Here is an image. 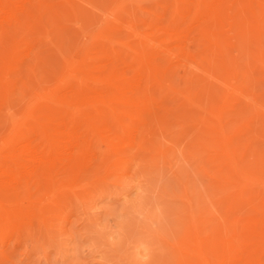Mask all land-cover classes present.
Masks as SVG:
<instances>
[{"label":"rangeland","instance_id":"1","mask_svg":"<svg viewBox=\"0 0 264 264\" xmlns=\"http://www.w3.org/2000/svg\"><path fill=\"white\" fill-rule=\"evenodd\" d=\"M36 3L0 37V154L109 59L119 70L162 59L150 89L169 105L128 166L49 208L1 264H234L264 230V0ZM184 36L191 53L176 58Z\"/></svg>","mask_w":264,"mask_h":264},{"label":"bare ground","instance_id":"2","mask_svg":"<svg viewBox=\"0 0 264 264\" xmlns=\"http://www.w3.org/2000/svg\"><path fill=\"white\" fill-rule=\"evenodd\" d=\"M36 1L0 0L1 38L6 24L15 17L30 14ZM186 36L185 45L174 47L173 56L179 55L180 51L191 53ZM171 37L176 39V33ZM34 52V47L30 46L19 56L14 71L11 69L13 85H17L26 73ZM163 64L162 59L157 62L154 58L146 68L127 66L119 70L114 60L109 59L96 67L88 84L57 98L60 107L49 122H41L30 134L2 151L0 264L6 260L3 247L15 242L27 230L33 231L34 227L41 230L49 208L59 206L60 209V205L71 198L75 201L80 196L77 195L78 188L90 183L91 177L100 178L102 172L110 169L114 172L113 169H122L134 160L155 128L165 120L168 103L158 104L152 98L156 91L151 93L150 89ZM6 89L7 83L0 86V114ZM136 104L141 107L135 108ZM234 264H264V230L252 244L249 243Z\"/></svg>","mask_w":264,"mask_h":264}]
</instances>
